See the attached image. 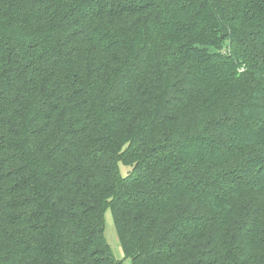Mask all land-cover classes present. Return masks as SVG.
I'll return each mask as SVG.
<instances>
[{
  "label": "trees",
  "instance_id": "obj_1",
  "mask_svg": "<svg viewBox=\"0 0 264 264\" xmlns=\"http://www.w3.org/2000/svg\"><path fill=\"white\" fill-rule=\"evenodd\" d=\"M264 264V0H0V264Z\"/></svg>",
  "mask_w": 264,
  "mask_h": 264
},
{
  "label": "rangeland",
  "instance_id": "obj_2",
  "mask_svg": "<svg viewBox=\"0 0 264 264\" xmlns=\"http://www.w3.org/2000/svg\"><path fill=\"white\" fill-rule=\"evenodd\" d=\"M106 240L111 246L115 258L122 260L123 264H132L131 258L127 257L120 243L113 216L110 210L105 212V230Z\"/></svg>",
  "mask_w": 264,
  "mask_h": 264
}]
</instances>
